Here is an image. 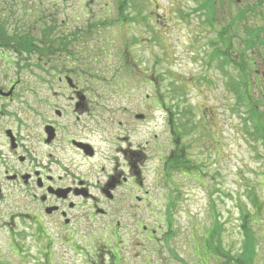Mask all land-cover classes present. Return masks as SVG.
Wrapping results in <instances>:
<instances>
[{"label": "rangeland", "instance_id": "374dc122", "mask_svg": "<svg viewBox=\"0 0 264 264\" xmlns=\"http://www.w3.org/2000/svg\"><path fill=\"white\" fill-rule=\"evenodd\" d=\"M94 2L101 17L93 19L111 20L100 26L98 40L106 48L108 40L112 50L103 53L100 47L94 67L105 75V87L114 82V104L138 113L154 105L158 96L172 109L174 127H180V145L194 164L185 175L169 169L166 176L158 156L171 161L177 138L169 137L164 113L147 108L145 121L136 125L133 120V137L149 143L148 194L144 201L132 198L130 216L122 219L116 243L122 244L116 248L119 264H224V258L211 255L210 247L199 242L208 232L219 248L232 255L241 252L249 239L252 263L264 264V50L263 56L250 55L245 51L243 25L232 31L226 27L230 14L249 3L226 0L211 27L199 11L201 0H123L121 9L117 1ZM131 18L136 22L128 21ZM127 37L133 41L126 63L131 58V73L143 78L135 82L132 75L135 78L127 80L130 86L123 91L115 80L116 74L121 76L117 68L123 62ZM215 50H223L224 55L212 57ZM152 75L155 87L149 82ZM177 107L186 109V117L176 113ZM155 142L164 144V149L155 150ZM2 166L0 162V177ZM0 186V264L109 262L114 241L102 225L101 235L83 234L75 245L48 241L34 233L33 224L22 216L32 212L33 203L25 188L4 177ZM167 215L174 223L166 229L161 218ZM107 227L116 229L112 224Z\"/></svg>", "mask_w": 264, "mask_h": 264}, {"label": "flooded vegetation", "instance_id": "af4514ba", "mask_svg": "<svg viewBox=\"0 0 264 264\" xmlns=\"http://www.w3.org/2000/svg\"><path fill=\"white\" fill-rule=\"evenodd\" d=\"M94 6V0H0V178L31 195L32 212L22 216L34 233L74 245L101 235L100 225L120 241L132 198L148 194L149 143L133 137L132 122L144 120L147 108L167 109L158 96L138 113L114 104V83L105 87L94 67L103 46L98 27L111 20H94L101 17ZM132 41L126 38V56ZM170 133L177 138L170 157L180 161L186 158L180 132L173 125ZM158 158L169 176L166 156ZM181 170L188 171L172 172ZM109 224L118 229L111 232Z\"/></svg>", "mask_w": 264, "mask_h": 264}, {"label": "trees", "instance_id": "16d2710c", "mask_svg": "<svg viewBox=\"0 0 264 264\" xmlns=\"http://www.w3.org/2000/svg\"><path fill=\"white\" fill-rule=\"evenodd\" d=\"M113 1L114 2L117 1L118 3L117 6L119 7V9L122 8L121 3H123V0H113ZM245 2L249 3V5H246L244 8H238V11L234 15L230 14V19L228 20L226 27L232 31L235 28H237L240 24L243 25V30H244L243 41L245 45V51H248L250 55H252L253 53L254 54L256 53L258 56H263L264 0H254V2H252L251 0H245ZM201 4H202V8L199 11L202 10L201 12L205 16L204 22L209 23L210 26H213L215 14L218 10H220L223 7V4H226V0H201ZM133 22H136V20H133ZM224 30H226V28H224ZM219 37H221V33H219ZM221 38H219V41L223 43L224 40ZM103 46L106 47L105 44H103ZM123 52L124 53H122V56L124 55V59H125L126 53L124 50ZM222 53H224L223 50L215 52L213 56L224 55ZM130 67H131L130 64L129 63L127 64L126 60H123L120 67L118 66L117 73L121 72L120 73L121 76L117 77V74H116L115 84L119 89L124 90L130 86V84L128 85L129 82L127 83V80L131 82V80L135 77L136 78L132 81L137 82L139 80V77L137 75H135V77L132 76L134 74L131 73ZM173 104L174 103L172 102L170 105H173ZM181 112H182V117L183 116L186 117V114H185L187 112L186 109L181 110ZM251 117H256V115L252 114ZM180 126L182 127L183 125L181 124ZM255 128L257 130L259 129L257 122L255 124ZM185 162H187L188 165L183 166V168H187L186 170L192 169L194 165L191 164V161L187 159L185 160ZM169 166H171L169 167L170 170L178 169L176 167L175 162L172 160L169 162ZM175 198L178 200L179 196ZM171 205H172L171 207H174L175 203H172ZM163 221L166 223V224L164 223L166 229L173 226L174 222L171 216L167 215L163 217ZM211 236H212L211 232H208L204 236V238L199 239V242L205 244L206 247H210L211 255L224 258V264H253L252 258L254 256V251L251 247L252 244L251 243L248 244L249 243L248 241H250L249 239L247 240L246 238L244 240L241 252L236 253V255H232L228 251L226 252L223 249L219 248V245L214 243ZM191 239H192V243L195 242L194 238H191ZM206 262H207V259H206ZM119 263H120V256H118V251L114 250L113 256L111 260L109 261V264H119Z\"/></svg>", "mask_w": 264, "mask_h": 264}]
</instances>
